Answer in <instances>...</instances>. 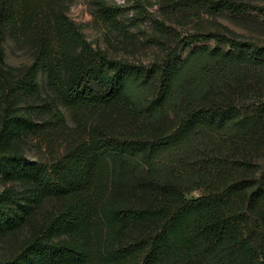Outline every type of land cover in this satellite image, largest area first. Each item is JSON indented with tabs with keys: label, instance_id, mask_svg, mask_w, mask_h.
Listing matches in <instances>:
<instances>
[{
	"label": "trees",
	"instance_id": "16d2710c",
	"mask_svg": "<svg viewBox=\"0 0 264 264\" xmlns=\"http://www.w3.org/2000/svg\"><path fill=\"white\" fill-rule=\"evenodd\" d=\"M70 1L0 0V236L29 231L0 264H264V42L176 28L264 4L160 0L144 64L94 48ZM7 36L33 43L30 63H6Z\"/></svg>",
	"mask_w": 264,
	"mask_h": 264
},
{
	"label": "rangeland",
	"instance_id": "374dc122",
	"mask_svg": "<svg viewBox=\"0 0 264 264\" xmlns=\"http://www.w3.org/2000/svg\"><path fill=\"white\" fill-rule=\"evenodd\" d=\"M92 1L72 0L67 13L81 26L86 39L92 43L94 48H102L109 57L135 63L147 64L155 58L159 53L158 48L147 41L146 37L151 34L153 29V22L150 19H162L164 16L165 9L161 7L160 0H106L108 4L118 6L122 12L119 22L115 25L103 22L95 16ZM246 1L252 4H264V0ZM140 4H142L143 15L137 14ZM173 12L172 9V15ZM175 12L178 14L177 11ZM194 12V10L193 12L186 11V18L183 22L176 24V28L180 32L208 31L225 26L244 37L264 42V19L254 10L240 14L229 12L211 14L206 11L192 14ZM132 20H136L137 24H132ZM213 44L214 42L210 40L196 43L195 46ZM2 46L5 61L9 65L20 66L33 60V43L29 40H17L7 36L2 42ZM37 83L43 96L51 97L46 73L43 70L38 72ZM62 110L69 124H72L70 112L63 107ZM57 148V153L62 151L61 145H58ZM27 157L30 161L44 162L47 160L48 154L35 148H28ZM2 187L3 185L0 183V190ZM198 193V191H194L191 195L195 196ZM56 205V202L51 201L45 204V208L53 210ZM28 232V228H24L17 233L0 236V254L13 253L19 249Z\"/></svg>",
	"mask_w": 264,
	"mask_h": 264
}]
</instances>
